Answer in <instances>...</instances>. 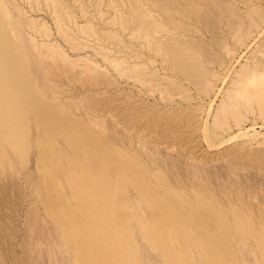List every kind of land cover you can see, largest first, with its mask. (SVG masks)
<instances>
[{
    "label": "rangeland",
    "instance_id": "374dc122",
    "mask_svg": "<svg viewBox=\"0 0 264 264\" xmlns=\"http://www.w3.org/2000/svg\"><path fill=\"white\" fill-rule=\"evenodd\" d=\"M10 2L23 34L43 43L47 98L68 103L80 135L89 131L91 139L121 155L125 182L115 170L118 184L127 186L120 202L131 215L136 209L138 218L148 217L145 209L148 215L154 208L178 210L173 198L188 202L173 217L188 228L182 234L166 231L163 238L150 227L147 236L141 229L137 236L135 225L124 221L137 263L264 264V95L257 98L262 102L250 95L251 81L264 80V0ZM240 88L250 91L251 104L238 96ZM8 151L0 149V264H62L68 257L59 260L60 247L70 260L64 264H79L48 214V198H42L46 190L71 203L66 194L71 198L73 188L62 175L69 158L53 171L52 190L42 181L34 148L10 156ZM40 187L38 203L33 189ZM139 196L137 208L133 200ZM208 202L224 209L225 220L205 212ZM189 229L194 234L183 238ZM51 236L60 247L50 246ZM50 247L61 255L53 256Z\"/></svg>",
    "mask_w": 264,
    "mask_h": 264
},
{
    "label": "bare ground",
    "instance_id": "6f19581e",
    "mask_svg": "<svg viewBox=\"0 0 264 264\" xmlns=\"http://www.w3.org/2000/svg\"><path fill=\"white\" fill-rule=\"evenodd\" d=\"M9 2L8 0H0V141L3 143V145L0 146V149L2 151L9 150L11 152L23 153L28 149L34 148L39 154L38 166L39 170L43 172L41 175L42 181L43 183L47 182L52 190L55 188L53 171L55 169L58 171V168L62 167L61 163L64 164L66 159L69 158L71 164L67 168H62V175L63 179L67 181V184H70V187L73 188L71 191L72 200L69 198L68 193L66 194L68 196L67 199H70L71 203L65 201L63 194H60V197L56 195L51 198L50 192L47 193L45 188V194L43 193V196H41L44 199L45 197L48 198V205L50 207L48 208V214L53 218L55 225L60 228L62 234L66 236V242L73 248V254L76 259H78L79 264H138L137 260H135L136 256H138V250H135L136 253H133L132 251L130 238L127 237L128 234L125 229V222L127 225L128 223L135 225L134 227L138 229L136 231L134 228V231L137 232H135V235L137 236L138 234L141 236L143 232V234L146 235L147 229L150 227L156 230V232L163 238L166 237L164 236L166 231H168V233L169 231H175L178 234H182V230H186L187 227L173 217L174 215L179 214V207L182 209L187 207L188 202L184 198H181L180 200L178 198H173L175 200L173 204L177 205L176 208L178 210H174L173 207L171 208L169 206L166 208L164 207L163 210H156V208H154L150 215H148L149 210L145 209V215L148 217L140 216V218H138L137 214H141L139 209L135 208L136 211H133L134 215H131L132 210L129 205L120 202L124 199V195H122L120 191L122 189L124 190L127 186V183H125L126 186L118 184L119 177L115 170L118 168L123 174V178L121 179L122 183L123 181L125 182L126 168L125 166L121 167L118 165L121 155L116 152L110 153L104 146V141L99 143L91 139L89 131L80 135V132L78 131L82 130V127H79V123L76 119L70 118L71 116L69 114H71V110L69 109V106H67L68 103H66L67 105H63L47 98V87L40 62L42 60L40 58V56H42V48L40 47L43 43L38 44L36 42V44L31 41V38L29 39L27 38L28 36L26 37L23 34L19 25V13H16V10L14 12L12 7H10L11 2L10 4ZM32 39L34 40V38ZM251 82H253V94H250V91L241 90V88L238 89L240 92L237 91L238 96L240 94L239 97H241L242 100H244L243 102L247 105L251 104L250 101L252 97L257 101L262 102V100H259L260 98H257L261 93L264 95V80L259 79ZM259 90L261 91L258 93ZM243 93H246V96L245 94L242 95ZM233 96L234 95H232V97ZM244 98H246L247 101ZM230 99L232 98L230 97ZM233 104L234 103H227L228 108ZM63 106H65V108ZM263 106L264 104L262 107ZM65 109L66 113H63ZM225 109L227 108L225 107ZM58 140L62 145L65 144V148L59 146L61 144H57V142L55 143V141ZM11 154L12 153H10L9 156ZM111 154L113 155V161L111 160ZM12 156L10 157L11 159ZM12 160L14 161V158ZM63 179H61L62 184ZM160 180L163 181L161 178ZM38 185L40 186L39 183ZM39 189H42V187L36 188L35 190L33 189L34 192L38 190L37 196H40L41 194L39 193ZM64 189V191L68 190L67 187L65 188V185ZM142 190L145 191L143 192V195L146 197L151 193L146 185L143 186ZM40 191L42 192V190ZM116 192H118V195H116L117 202H113L112 197H114ZM164 192L166 194L171 193L167 189H165ZM41 196L34 199H37L39 203ZM137 198H132L131 200L135 199L133 200V206H137L138 208L136 202H140V199L142 200L143 197L140 198L139 196ZM41 202L42 199L40 203ZM38 203L37 205H39ZM208 203L209 204L205 205V212L210 216L217 215L216 217H221L225 220L224 209H215L212 202ZM139 204H141V202ZM142 208H145V206ZM198 212L199 209L195 210L196 214H200ZM227 213L228 212L226 211V214ZM42 217L43 216H41V218ZM137 219L141 221V226H139V223H136ZM160 219H166V222L165 220L160 221ZM149 220H151V222H148ZM220 222L222 223V227L225 228L223 225L225 222ZM128 227H130V225H128ZM191 230L192 229L187 230L183 234V238H185V235L188 236L187 234ZM52 231L54 232L55 230ZM55 234L56 233H54V235ZM169 234L171 235L172 232ZM191 234L194 233L191 231ZM51 237L53 240H50L52 239ZM51 237H48V240L50 241L48 242L50 244L52 242V245L50 246L57 247L56 243L54 244L53 242L56 240H54L53 236ZM172 239L173 238H171V242H174ZM42 241L44 242V240ZM140 244L142 246L144 245L142 243ZM57 245L60 247L58 243ZM141 245L140 247L142 248ZM153 245L158 246L159 242L157 244L154 243ZM189 245L190 244H188V246ZM141 248L140 251L142 250ZM54 249L55 248L52 250L51 248L53 254L55 252ZM60 249L61 247L56 250L62 252L63 255L64 250L62 249L60 251ZM143 249L147 252V247L144 248L143 246ZM190 249H192L191 245ZM166 250L167 248H163L162 253L165 256L167 254L168 257L172 256V254L170 255V251ZM194 251L195 250L193 249L192 254ZM65 253L64 255H67V253ZM141 253L143 255L145 254V252L143 253V250ZM62 255L60 259L59 257L57 258L61 260L67 259L68 257V260L63 261H65V263L66 261L70 263L69 256L67 255L65 258H62ZM196 255L197 254L193 255L194 258ZM53 256H55V254ZM42 258H45V256ZM197 258L198 257L196 256L195 260H197ZM52 259L56 258L52 257ZM181 259L185 260L183 257H181ZM202 260L203 259H201V261ZM63 261L62 264H64ZM53 263H57V260L55 262L53 261L52 264ZM182 264H185V262H182ZM202 264H205V262Z\"/></svg>",
    "mask_w": 264,
    "mask_h": 264
}]
</instances>
